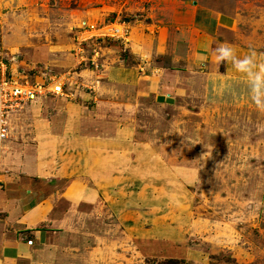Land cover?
<instances>
[{
	"label": "rangeland",
	"instance_id": "1",
	"mask_svg": "<svg viewBox=\"0 0 264 264\" xmlns=\"http://www.w3.org/2000/svg\"><path fill=\"white\" fill-rule=\"evenodd\" d=\"M164 1L0 0V61L26 81L66 73V95L39 100V120L59 116L61 99L78 106L86 101L89 112L101 102L103 108H117L112 121L131 128L135 143L165 154L160 171L151 162V176L160 172L159 186L145 189L143 200L136 195L131 211L143 206L145 213L159 216L167 231L161 239L172 244L141 255L137 235L127 229L131 225L113 221L114 243L122 255L109 254L119 264L171 259L264 264V112L251 102L244 77L233 67L217 64L212 54L196 55L202 33L194 25L185 26V13L175 18L162 10L170 2ZM178 1L184 9L236 18L237 32L220 36L212 53L219 44L231 42L264 55V0ZM86 24L106 34L83 43L84 54L78 57L77 34ZM115 30L118 35L110 36ZM134 40L142 48L136 56L131 51ZM94 51L99 67L89 60ZM40 55L47 59L38 60ZM116 67L134 69L140 82L151 85L162 77L182 92L164 102L151 94L133 103L131 86H116L107 76ZM47 101L51 104H43ZM29 109L11 118L10 138L0 144V169H8L17 154L25 157L24 145L35 144ZM205 144L212 145L209 158H202L208 151ZM83 155L72 152L62 163L75 156L83 160ZM131 187L129 192H141ZM153 216L146 220L150 226L156 221Z\"/></svg>",
	"mask_w": 264,
	"mask_h": 264
},
{
	"label": "crops",
	"instance_id": "2",
	"mask_svg": "<svg viewBox=\"0 0 264 264\" xmlns=\"http://www.w3.org/2000/svg\"><path fill=\"white\" fill-rule=\"evenodd\" d=\"M169 1L162 10L175 18L185 13V26L193 28L194 25L202 33L196 55H211L212 45L220 36L225 38L237 32L236 18L210 10L184 9L180 1ZM227 43L240 57L250 51ZM131 48L135 56L142 52L135 40ZM37 59L47 58L40 55ZM257 59L264 62V55L257 54ZM227 67L231 69L232 65L228 63ZM136 73L131 68L116 67L107 76L116 86H131L133 103L151 94L164 102L182 92L162 77V81L158 77L153 85L140 82ZM102 94L103 89L101 97ZM54 98L60 97L49 99ZM46 103L51 104L43 102ZM58 103L63 110L59 116H52V120H39L38 101L29 106L35 144L24 145L25 157L17 154L13 164L7 163L8 169H0L3 187H0V264H104V260L105 264H119L109 254H116V258L122 255L119 245L114 243L117 235L113 233V221L131 225L127 229L137 235L136 247L141 255L159 252L166 243L172 244L161 239L167 231L159 216L154 212L145 213L143 206L138 212L131 211L136 195L143 200L145 189L159 186L160 172L151 176V162L162 168L163 151L154 152L146 143H135L131 128L119 127L112 121L117 108L110 106L106 110L100 102L89 112L86 101L81 102L82 106L64 99ZM72 152L84 153L83 160L75 156L62 163ZM131 185L141 192H129ZM68 204L74 208H66ZM152 215V221H156L151 227L146 220H151ZM94 221L100 224L95 225ZM165 248L162 249L168 251Z\"/></svg>",
	"mask_w": 264,
	"mask_h": 264
},
{
	"label": "built area",
	"instance_id": "3",
	"mask_svg": "<svg viewBox=\"0 0 264 264\" xmlns=\"http://www.w3.org/2000/svg\"><path fill=\"white\" fill-rule=\"evenodd\" d=\"M101 29L94 25H84L77 34V41L79 42L77 49V56L84 54L83 43L89 40L102 38ZM117 30L109 34L116 37ZM79 50V53H78ZM99 53L94 51L92 61L96 67L98 64ZM69 79L65 74L57 75L48 73L41 81L22 80L16 74L10 72L8 65L0 61V144L4 143L10 138L12 133L11 118L17 113H21L34 102L49 97H64L66 95V86L69 84ZM30 245L33 241H28Z\"/></svg>",
	"mask_w": 264,
	"mask_h": 264
},
{
	"label": "clouds",
	"instance_id": "4",
	"mask_svg": "<svg viewBox=\"0 0 264 264\" xmlns=\"http://www.w3.org/2000/svg\"><path fill=\"white\" fill-rule=\"evenodd\" d=\"M212 55L217 64L230 63L244 77L251 102L258 111L264 112V62H258L256 51L250 50L248 54L240 57L231 44L221 43L213 49ZM0 135L3 133L0 132ZM205 147L208 151L202 158H209L212 145L205 144Z\"/></svg>",
	"mask_w": 264,
	"mask_h": 264
},
{
	"label": "trees",
	"instance_id": "5",
	"mask_svg": "<svg viewBox=\"0 0 264 264\" xmlns=\"http://www.w3.org/2000/svg\"><path fill=\"white\" fill-rule=\"evenodd\" d=\"M153 264H185V263L180 262L178 260L171 259V260H168V261H163V262H159V263L157 262V263H153Z\"/></svg>",
	"mask_w": 264,
	"mask_h": 264
}]
</instances>
